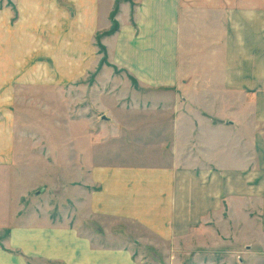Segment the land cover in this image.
Returning a JSON list of instances; mask_svg holds the SVG:
<instances>
[{
  "label": "crops",
  "instance_id": "crops-1",
  "mask_svg": "<svg viewBox=\"0 0 264 264\" xmlns=\"http://www.w3.org/2000/svg\"><path fill=\"white\" fill-rule=\"evenodd\" d=\"M100 1L0 0V17H16L7 25L11 37L15 32H43L49 25L62 30L63 20L55 17L70 16L80 46L79 33L85 28L89 34L95 31L91 17ZM130 1L122 8L131 40L136 37V57L146 59L142 79L149 77L148 83L157 89L170 85L186 99L168 105L167 124L155 119L121 125L154 129L149 141L165 153L154 156L140 144L130 148L125 134L117 131L121 143L105 146L113 148L108 155L112 165L75 169L79 193L73 194L71 222L63 218L50 230L47 213L52 207L45 202L39 208L46 227L14 231L15 238L23 240L26 254L34 245L31 254L39 253L43 259L139 264L132 260L134 253L126 242L129 232L116 230L111 223H129L166 243L169 257L181 255L182 247L187 254L195 248L198 251L192 253L197 255H222L223 242L205 251L207 239L217 243L221 231L225 236L224 229L231 228L229 244L241 257L239 264H264V0L250 7L239 6L240 0H232L231 7H225L224 0ZM33 16L43 20L33 23ZM126 27L119 31L120 37ZM45 38L37 45L44 47ZM59 48L60 58L71 45H58L55 51ZM23 62L29 64L31 59ZM158 103L154 106L162 110ZM105 122L113 124L110 119ZM109 125L104 127L107 135ZM165 133L166 139H160ZM32 240H39L40 247ZM13 260L9 255L8 261Z\"/></svg>",
  "mask_w": 264,
  "mask_h": 264
},
{
  "label": "rangeland",
  "instance_id": "rangeland-1",
  "mask_svg": "<svg viewBox=\"0 0 264 264\" xmlns=\"http://www.w3.org/2000/svg\"><path fill=\"white\" fill-rule=\"evenodd\" d=\"M128 2L131 3L130 0H101L96 15L91 17L95 31L89 34L83 29L79 33L80 46L76 43L77 34L72 30L70 16L55 17L63 20L62 30L58 25H49L55 29L35 31L31 35L15 32L11 37L8 36L13 31L7 25L16 17H0V264H67L62 260L43 259L38 252L31 254L35 253L34 245L26 254L23 240H17L13 232L25 228L39 230V224L45 228L40 222V219L45 221L39 208L45 202L52 207L47 213L52 221L50 230L59 226L63 218L71 222L73 194L79 193L75 191L78 174L75 169L112 165L108 155L113 148L108 145L105 149V146L109 142L116 146L121 143L115 135L117 131L125 134L124 140L130 143V148L137 149L136 144H140L154 156L165 153L158 143L149 141L154 129L133 124L132 128H127L124 124L155 119L167 124L171 120L168 105L184 103L186 97L177 95L178 90L170 85L164 86L169 87L167 89H157L156 85L148 83L149 77L142 79L146 75L142 70L146 59L136 57V37L131 40V31L125 24L122 5ZM257 2L261 3L240 0L239 6L250 7ZM232 5V0H224L225 7ZM134 8H137L136 3ZM33 18L36 24L43 20L41 16ZM124 27L127 32L120 37L119 31ZM40 38L46 39L45 48L37 45ZM120 41H123L121 45ZM49 42L56 47H50ZM58 45H71V48L60 53L59 58L58 52L62 50L55 51ZM6 55L15 57L16 62L7 61ZM27 58L31 62L24 64L23 59ZM148 66L151 67V63ZM156 103L160 108L163 106L162 110L154 106ZM107 119L113 122L112 126L106 124ZM106 125L111 127H107L108 135L104 133ZM128 132L134 134V139L130 134L127 136ZM166 137L167 133L160 135V139ZM57 171L62 175L60 180L56 177ZM89 191L92 192V188ZM79 200L82 201L81 196ZM111 225L116 230L129 232L126 242L135 254L132 260L139 264L241 263V257L233 253V246L229 244L231 228L224 229L225 236L221 231L222 239L217 243L214 238L207 239L209 244L205 251L219 248L223 242L225 253L222 255H197L192 253L198 251L195 248L187 254L182 247L181 255L169 257L165 255L166 243L129 223ZM31 242H37L40 247L39 240ZM9 255L14 258L11 263Z\"/></svg>",
  "mask_w": 264,
  "mask_h": 264
}]
</instances>
